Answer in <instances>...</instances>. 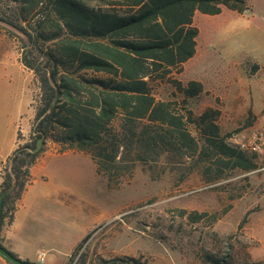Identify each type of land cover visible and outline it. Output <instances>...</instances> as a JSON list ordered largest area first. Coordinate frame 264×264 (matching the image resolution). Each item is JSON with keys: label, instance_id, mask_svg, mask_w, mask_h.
Returning <instances> with one entry per match:
<instances>
[{"label": "trees", "instance_id": "obj_1", "mask_svg": "<svg viewBox=\"0 0 264 264\" xmlns=\"http://www.w3.org/2000/svg\"><path fill=\"white\" fill-rule=\"evenodd\" d=\"M5 2L14 7L0 20L19 33L20 62L33 72L40 97L30 141L17 147L1 170L0 237L47 140L58 153L88 155L109 186L130 176L136 164L145 167L170 156L191 159L209 184L221 182L225 173L258 169L257 154L230 142L233 134L219 125V110L195 115L187 108L202 95V84L177 79L196 52L195 14L218 15L223 7L242 14L248 10L243 0ZM161 86L178 100L158 99L155 91ZM95 232L79 242L67 263ZM203 258L207 264H228L225 257ZM75 264L145 263L127 256L90 260L85 253Z\"/></svg>", "mask_w": 264, "mask_h": 264}, {"label": "rangeland", "instance_id": "obj_2", "mask_svg": "<svg viewBox=\"0 0 264 264\" xmlns=\"http://www.w3.org/2000/svg\"><path fill=\"white\" fill-rule=\"evenodd\" d=\"M243 1L248 10L242 14L225 7L218 15L195 14L193 25L199 32L196 52L185 63L183 73L177 75L182 82L197 80L205 86L202 95L191 100L187 108L195 115L208 107L219 110L218 122L233 134L230 142L236 146L252 132L264 130V0ZM13 7L0 0V18H6L3 12ZM18 35L0 20L2 150L14 136L18 147L30 141L40 97L33 72L20 62L23 49ZM155 94L158 99L178 100L166 86L156 88ZM57 148L51 151L58 153ZM68 152L48 162L68 185L66 199L73 208V236L81 231L85 237L97 230L91 238L96 240L95 247L103 244L108 236L98 232L114 215L130 223L132 230L134 226L137 235H131L130 243L116 237L109 248L133 257L144 251L145 255L136 258L145 264H154L164 251L166 255L190 253L193 260L213 256L225 257L228 264H264L262 153L257 154L256 171L225 173L215 184L204 182L193 161L180 155L160 158L145 167L136 164L130 176L109 186L105 177L96 175L88 155ZM92 206L103 208L104 218L90 217ZM194 214L203 216L195 219ZM80 221H84L83 229ZM2 239L1 234V243ZM80 250V256L86 253L90 260L101 257L96 251L90 252L88 242ZM66 262L63 258L58 264Z\"/></svg>", "mask_w": 264, "mask_h": 264}, {"label": "crops", "instance_id": "obj_3", "mask_svg": "<svg viewBox=\"0 0 264 264\" xmlns=\"http://www.w3.org/2000/svg\"><path fill=\"white\" fill-rule=\"evenodd\" d=\"M202 86L204 92L205 86ZM221 128L227 131L222 126ZM235 140L233 139L234 142ZM15 141L14 136L5 150L0 149V184L2 182L1 170L8 157L18 147ZM52 147L57 148L54 143H47L44 146L45 151L40 155L36 164L31 167V183L27 185L21 198L17 201L11 223L3 227L1 232L3 238L1 244L5 249L16 258L35 264H58L59 260L63 258L68 262L73 250L84 238V232L81 231L73 236V208L68 205L66 199V194L69 191L68 185L63 176L55 172V166H51L48 162L50 158H55L58 154L71 152L56 153V150L51 151ZM91 209L90 217L104 218L103 208L100 210L99 207L92 206ZM113 216H110L109 224L98 232L102 231V235L108 236L103 244L95 247L96 240L89 239L90 252L96 251L105 259L133 257L125 252L113 251L109 248L111 240L116 237H122L130 243L131 235H137L134 226L135 230H132L130 223H126L120 217ZM81 219L83 220L82 214ZM80 222V229H83L84 221ZM138 254L145 255L146 252L141 251ZM159 254L160 256L156 258L154 264H207L203 262L204 258L193 260L190 253L170 252L166 255V251H164ZM41 257L43 258L42 262L40 261ZM0 264L8 263L0 258Z\"/></svg>", "mask_w": 264, "mask_h": 264}, {"label": "built area", "instance_id": "obj_4", "mask_svg": "<svg viewBox=\"0 0 264 264\" xmlns=\"http://www.w3.org/2000/svg\"><path fill=\"white\" fill-rule=\"evenodd\" d=\"M237 145L242 151L255 154L262 153L264 155V130H257L252 132L247 139L239 142ZM80 254L81 250L76 255V258L74 259V262L72 264H75ZM40 261H43L42 257L40 258Z\"/></svg>", "mask_w": 264, "mask_h": 264}, {"label": "water", "instance_id": "obj_5", "mask_svg": "<svg viewBox=\"0 0 264 264\" xmlns=\"http://www.w3.org/2000/svg\"><path fill=\"white\" fill-rule=\"evenodd\" d=\"M54 104V101L52 105ZM42 145L41 141H38V148ZM0 212H1V199H0ZM0 257L10 264H35L27 261L20 260L15 256H12L6 249L0 247Z\"/></svg>", "mask_w": 264, "mask_h": 264}]
</instances>
